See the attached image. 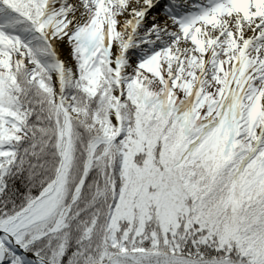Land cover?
Segmentation results:
<instances>
[{
	"label": "snow or ice",
	"instance_id": "snow-or-ice-1",
	"mask_svg": "<svg viewBox=\"0 0 264 264\" xmlns=\"http://www.w3.org/2000/svg\"><path fill=\"white\" fill-rule=\"evenodd\" d=\"M0 264H264V0H0Z\"/></svg>",
	"mask_w": 264,
	"mask_h": 264
}]
</instances>
